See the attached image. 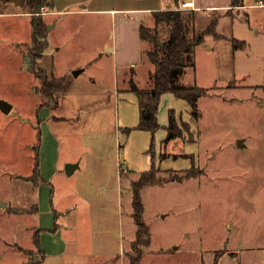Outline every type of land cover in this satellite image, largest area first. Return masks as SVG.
<instances>
[{
    "label": "rangeland",
    "instance_id": "1",
    "mask_svg": "<svg viewBox=\"0 0 264 264\" xmlns=\"http://www.w3.org/2000/svg\"><path fill=\"white\" fill-rule=\"evenodd\" d=\"M23 19L0 18V99L11 104L8 112L0 108V264H27L39 257L27 204L14 202L26 197L25 185L31 181L20 177L31 174L36 162L38 133L48 134L47 144H54V135L60 134L61 153L67 154L81 144L79 129L84 127L93 128L86 137L99 144L96 149L104 158H111L113 171L123 173L125 186L123 198L117 199L115 190L112 202L109 199L93 221L92 233L97 242L103 241L96 248L106 255L82 256L74 264H118L115 258L125 248L130 264L139 250L140 264H213L216 254L218 264H264V41L236 48L232 40L242 38L246 24L238 17L221 16L214 30L222 37L207 33L195 48V68H187L184 75L187 84L195 80L206 89L198 99L196 119L184 98L171 93L160 97L158 123L173 110L181 136L165 148L155 146V175L160 180L141 189L151 239L148 246L131 245L137 233L131 182L149 170L152 136L157 143L163 129L152 134L140 127V100L133 91H119L117 97L111 93L122 87L124 67L112 54L99 61L90 17L48 28L49 45L36 61L28 49L30 21ZM109 25L104 22L99 43L110 41ZM158 30L166 39L165 26ZM31 60L37 69L68 74L56 109L38 108L36 87L41 81ZM150 64L143 59L134 65L140 88L147 86ZM80 67L83 72L74 76L73 69ZM81 105L89 114L78 124L72 118ZM179 154L186 155L172 158ZM158 159H164L160 166ZM190 168L196 176H185ZM105 173L110 174L109 167ZM67 179L69 183L74 177ZM78 233L89 240L88 233Z\"/></svg>",
    "mask_w": 264,
    "mask_h": 264
},
{
    "label": "crops",
    "instance_id": "2",
    "mask_svg": "<svg viewBox=\"0 0 264 264\" xmlns=\"http://www.w3.org/2000/svg\"><path fill=\"white\" fill-rule=\"evenodd\" d=\"M258 1L240 0L238 5H232V0H194V9L181 11L194 15L193 25L196 30L205 28L214 16H217L218 20L223 15L230 16L231 18L238 17L246 25L243 27L242 38L237 37V39L242 41V45L244 46H252L256 41L261 43L264 41L262 40L264 38V5H257ZM50 2L51 5L45 6L41 11L42 18L47 23L49 30H54L59 24H61L60 26L62 28L67 27L66 25L70 22H75L74 20H80L81 18L90 17L93 20L92 23L95 26L94 31L98 37V46L96 49H99V61L103 59L104 54H112L114 56L116 55L118 64L124 67L123 74L120 78L123 84L122 87L120 88L119 86L116 90L111 91L116 97L119 91L129 90V81L131 78H134V65L143 59L150 63L145 57L147 43L141 37V25L154 26V11L165 9L175 10L177 7L173 0H50ZM8 16L18 19L24 18L25 21H30V7L25 3V0H0V18ZM148 20L149 23H147ZM107 21L111 29L109 32L111 36L110 41L107 43L100 40L99 43V37L104 34V22ZM200 22L203 25H199ZM29 25L31 33V21ZM67 39L68 36L65 35L64 40ZM29 42L25 41V43ZM49 42L48 40V45ZM62 44L60 43L56 48L59 49ZM262 49L264 52V47ZM194 57L195 49L193 52L194 65L187 66L183 69L178 75L177 83L182 85L197 84L195 80L191 84L183 81L187 71L186 69L195 68L196 61ZM153 68L154 65L152 63L147 68L146 78L148 80L147 86L144 89L149 87V75ZM75 70H79L78 73H74ZM83 70L81 67L75 68L73 69V75L75 74L74 76H76L80 72H83ZM47 73L49 77H64L65 80L66 78L68 79L66 72H62L61 74ZM182 75L183 79H181ZM66 81L62 91L59 92V101L61 99V93L67 88ZM203 89L206 92V89ZM58 106L59 104L53 109H56ZM45 107L47 106L41 108ZM85 110L86 107L84 105L79 106L72 118L73 121L80 124L79 120L86 118L89 114ZM168 118L169 112L167 113L165 121L160 123V128L163 129V134L160 138L163 137V139L158 138L159 140L156 143L158 148L162 146L165 148V146L167 147L170 143L180 139L181 135L166 140L165 137L168 132L167 126L169 124ZM192 118L196 119L195 115L192 114ZM79 130L82 131V135L84 136L79 140L81 144L73 146L72 150L67 154L61 153V142H59L60 134H57V136L54 135V144H47L45 138L48 134H45V136L42 134L38 141V179L35 181L30 178L33 174V164L31 166V174L23 175V178L20 177L23 181L29 180L31 182L25 185L27 189L26 197H20L21 199L17 197L14 202L17 204V202L25 201L27 204V217L30 219L29 222L33 230V239L35 241V237L38 235L39 249L43 253L40 264H74L82 256L88 259L96 255L105 256L106 254H102L96 248V245H103V241L100 240L97 242L99 237L93 235V221L99 210L106 209L109 206L115 190L117 191V199L120 200V197L123 198L124 196L123 187L125 185L123 182V173L119 176L117 171L114 170V172L112 170L113 164L111 163V158H104L101 151H97L96 149H99V144L90 142L86 137L88 134L93 133V128L84 127ZM115 131H117V127ZM77 134V132H74V135ZM184 155L172 158L180 159ZM169 158L167 157V159ZM162 160L164 159H158L159 166ZM67 164L74 165L71 173L66 172ZM107 167L110 169L109 175L105 173ZM68 175H73L74 177V180L69 181V183L65 180L68 181L67 178L73 177H68ZM126 185L127 189H129L130 186L128 184ZM131 213L133 215V211ZM80 231L88 233L89 240L86 238L81 239L79 237L80 233H78ZM134 240L130 242L131 245H133ZM35 247L37 248L36 245ZM224 255L222 254L220 258ZM228 256L235 259V256ZM128 257L125 248L123 255L120 258H115V260L118 259V264H130L127 262ZM84 264H88L87 261Z\"/></svg>",
    "mask_w": 264,
    "mask_h": 264
},
{
    "label": "trees",
    "instance_id": "3",
    "mask_svg": "<svg viewBox=\"0 0 264 264\" xmlns=\"http://www.w3.org/2000/svg\"><path fill=\"white\" fill-rule=\"evenodd\" d=\"M178 6L181 0H173ZM25 3L30 7V21H31V36L32 40L29 51L33 52L32 59L36 61L40 59L43 54V50L48 45L47 40V23L43 20L41 11L45 6L51 5L50 0H25ZM240 0H232V5H238ZM153 17L155 18V25L151 28L147 25H141L140 32L142 39L147 43L145 50V57L154 65L153 70L150 72V84L146 89L140 88L134 78L129 81V90L137 94L140 100V119L139 125L145 130H150L153 134L158 130L161 125L157 121L158 104L160 97L164 92H171L177 97L184 98L190 107H192V114L198 113L197 100L205 92L203 88L197 84L182 85L177 83L178 75L187 66H193V52L196 45L200 44L207 33H213L216 37H222L215 33V26L218 21V17L214 16L211 22L203 29L196 30L193 25L194 15L190 13L182 12L179 9H165L160 11H154ZM167 31V38L160 37L159 28L162 27ZM233 45L238 47L242 45L240 40H232ZM34 61L31 60V68L36 69L35 75L40 82V86L36 87V91L41 97V102L38 108L47 106L55 108L59 104V92L62 91L65 78L64 77H49L47 71L44 68L37 69ZM57 93L55 96H53ZM44 98V100H43ZM145 103V104H144ZM167 126L166 140L180 135V128L176 123V117L173 110L169 111ZM40 133H38L39 141ZM156 141L153 139L149 146V154H151V165L149 170L143 171L140 176L131 182L132 185V201H133V216L136 224L137 237L133 242L134 244L149 245L151 233L147 224L144 221L143 210L144 204L141 200V189L147 184L158 182L160 178L155 175L157 173L155 154ZM38 148L36 162L34 164L33 174L31 179H38ZM156 168V169H155ZM193 168L185 171L186 177L196 176ZM35 245L37 246L39 257L36 261H27V264H40L43 257L41 249H39V237H35ZM142 251L139 250L137 256L133 257L131 262L133 264H140V258ZM219 254L214 256V263L218 264Z\"/></svg>",
    "mask_w": 264,
    "mask_h": 264
},
{
    "label": "built area",
    "instance_id": "4",
    "mask_svg": "<svg viewBox=\"0 0 264 264\" xmlns=\"http://www.w3.org/2000/svg\"><path fill=\"white\" fill-rule=\"evenodd\" d=\"M257 5L263 6L264 0H259ZM195 8L194 0H181L180 4L176 7L179 10H191Z\"/></svg>",
    "mask_w": 264,
    "mask_h": 264
},
{
    "label": "water",
    "instance_id": "5",
    "mask_svg": "<svg viewBox=\"0 0 264 264\" xmlns=\"http://www.w3.org/2000/svg\"><path fill=\"white\" fill-rule=\"evenodd\" d=\"M17 1V0H16ZM19 2V1H18ZM79 70H75L74 73H78ZM145 104V103H144ZM0 108L5 111L8 112L11 109V104L8 103L7 101L0 99ZM74 165L72 164H67L66 165V172L71 173L72 169H73Z\"/></svg>",
    "mask_w": 264,
    "mask_h": 264
}]
</instances>
